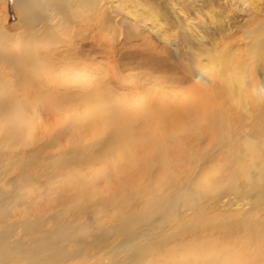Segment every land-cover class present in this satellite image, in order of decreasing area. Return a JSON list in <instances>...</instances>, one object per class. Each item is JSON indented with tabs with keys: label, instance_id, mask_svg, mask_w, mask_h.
Returning <instances> with one entry per match:
<instances>
[{
	"label": "bare ground",
	"instance_id": "1",
	"mask_svg": "<svg viewBox=\"0 0 264 264\" xmlns=\"http://www.w3.org/2000/svg\"><path fill=\"white\" fill-rule=\"evenodd\" d=\"M79 8L85 15L95 16L91 21L95 27L102 26L110 34L119 32L117 36L127 42L139 35L133 20L144 26L147 21L151 22L148 14L130 8L125 11V17L117 19L105 0H14L18 19L10 26L15 31L19 27L22 30L18 39L11 38L12 43L7 42L10 38L7 36L0 41V130H3L0 131V264H85L84 257L98 251L103 252L102 259L108 264H169L172 256L175 264H264V208L258 217L248 211L230 221L226 216L203 219L206 209L203 199L211 193L240 196L237 206L254 199L264 205V190H257L253 196L246 195L254 189L253 183L264 189V95L258 92L264 93V90L250 81L254 67L257 71L264 70V17L255 18L263 11L252 8L250 19L258 21L242 37L246 40L244 51L248 63L252 62L247 67L251 75H243V70L237 72L235 67L228 69L222 57L207 49L206 56L211 55L212 60L200 59V54L196 56L200 64L181 92L158 86L144 88L141 78L136 76L138 81L130 82L136 89L131 100L136 97L133 104L140 103L141 114L133 128L137 129L139 123L143 133L135 136L110 121L113 103L103 96L113 94L106 87L104 77L129 82L133 78L130 67H113L110 75H102L100 60L93 57L88 64H83L79 56L69 52L68 36L60 37L57 33L61 29L75 41L87 39L82 32L84 27L69 32L82 26ZM98 17L103 20L98 22ZM66 25L70 29L60 27ZM110 62L114 61L107 59L106 65ZM245 86L250 88L248 95L243 92ZM63 96L64 101L57 100ZM95 96L99 97L96 102ZM81 98L87 99L85 103L75 102ZM38 99L42 103L31 113L25 104L32 105ZM51 103L58 104L54 106L56 109L48 107ZM241 113L247 116L245 120ZM80 127L87 138L74 137L73 131ZM218 131L211 142L209 137ZM33 133L36 136L28 142L27 135ZM103 133L108 136L101 140ZM63 134L68 140L60 139ZM186 135L188 138L181 141ZM35 139H39L37 143ZM32 142L36 147L30 150ZM210 143L220 147L226 143V149L233 153L231 162L236 164L237 172L229 168V161L224 164L226 175L210 171L211 164L191 171L185 168L172 171L175 164L183 165L178 156L167 157L170 146L192 145L194 151H199L203 144ZM54 144L60 145L56 154L49 152L40 156ZM138 146L143 147V159L128 169L134 172L141 167L146 175L138 182L141 187L126 186L125 189L127 184L120 176L121 163L131 164L128 154ZM8 150L12 155L7 154ZM185 150L189 158L195 156ZM103 159L114 162L115 177L119 175L118 179H111L116 188L110 194L92 188L93 181L88 175L91 171L98 172V167L104 165ZM52 166L56 171H49ZM204 169L216 176L214 181L205 178ZM184 174L190 176L186 181ZM238 174L244 182L238 180ZM74 179L86 184L76 190ZM191 185L210 189L201 198L204 191L193 192ZM38 200L51 202L48 208L54 213L48 209L50 214H44L46 208L42 203H38L41 209L33 211L32 203ZM202 228L212 230L211 233L218 230L224 237L233 234L239 240L242 247L236 253L235 250H231L232 256L223 253L233 261L218 256L219 247L213 244L212 237H197ZM187 233L196 234L197 238L184 237ZM86 248H94L95 252ZM119 253H122L120 258ZM235 254L242 256L237 258Z\"/></svg>",
	"mask_w": 264,
	"mask_h": 264
},
{
	"label": "rangeland",
	"instance_id": "2",
	"mask_svg": "<svg viewBox=\"0 0 264 264\" xmlns=\"http://www.w3.org/2000/svg\"><path fill=\"white\" fill-rule=\"evenodd\" d=\"M105 1L108 2L109 6L111 7L113 15L117 19H120L121 17H125L126 16L125 11H127V9L130 8L135 11L145 12L146 14H148V16H150L149 19L151 20V22L147 21L146 26H144L138 20H133V24L136 26V30L137 33H139V35L136 38H133L130 42H127L126 39L123 38L122 36L119 37L117 36L119 32L116 34L113 33L110 34L108 33L109 31L107 29H102V26L95 27L93 24H91L92 23L91 21L94 20L93 17L95 16L93 15L90 17L89 15H85V13L80 11L79 8L78 12L80 13V18L83 21V22L80 21V24H82V26L81 28L78 26L70 30L69 32L73 33L84 27L83 30L84 29L85 30L84 31L82 30V32L88 36L87 39L85 41L79 42L81 41V38H79L80 40L75 41V39L70 38L71 35H68L67 33H63L61 29H58L57 33L59 34L60 37H64L63 34H66L65 36H68L69 40H71V45H70L71 49L69 52L74 54L73 55L74 57L79 56L82 59L83 64H88L87 61L90 60L89 58H93V57L97 58V60H100L99 68L101 67V71L103 72L102 75H106L107 73H109L110 75V70H112L113 67L114 68L119 66H121L122 68L130 67L129 72L133 76V78L129 82L126 80L114 81L115 79L112 80L111 78H109L108 75L107 77H104L105 83L107 84L106 87H108L109 88L108 90H110L113 93L112 95L108 94L107 96L103 94L105 98L106 97L108 98L111 104L113 103L111 110L112 113H110V118H111L110 121L122 125L123 131H125V133L127 132V134H133V135L135 133V136H141V134L143 133L141 130V125L139 123L135 127L137 129L133 128L134 127L133 123H137L136 122L138 121L137 119L140 118L139 114H141V112L138 109L140 103L139 104L134 103L135 106L133 104L136 97H134V99L131 100V97H133V95H135L136 92V89H133L132 85H130L131 84L130 82L133 80L134 81L136 80L137 82L138 78H141L144 88L148 86L152 88L158 86L157 88L160 89H170V90L174 89L176 91L178 89V92H181L179 90L182 88V86H186L189 77L193 76L192 74L196 72L200 64L198 61L199 58L196 56L200 54L201 55L200 59L203 60L206 59V61L212 60L211 55L206 56L207 49H211V51H215L218 56L222 57V59L226 61V65H228L229 67L228 69H230L231 67H235L237 69V72L243 70L242 73L243 75H247V76L251 75L249 74V69L247 67L252 62L248 63V58L246 57V53L244 51V45L246 43V40H243L242 37L244 31H246L248 27L253 26L258 20H260V18L264 17V0H105ZM252 8L255 9L260 8L261 12L263 11L262 15L255 16V18L258 20H256L255 18L254 20L250 19V16L252 14L251 12ZM88 17L90 18V20ZM17 19H18L17 14L14 9V0H0V41L6 40L5 36L10 37L9 40L7 41L10 43H12L11 42L12 37H13L12 39L14 38L18 39L19 31H21L22 28L19 27V29L15 31L10 26V24L15 22ZM71 20L76 21L73 19V17L71 18ZM102 20L103 19L98 17V22ZM60 27H66L67 29H70V25L60 26ZM90 44L91 45L93 44L92 45L93 47ZM98 44L99 46L96 47L95 45ZM70 47L68 46V48ZM107 59L109 60L112 59V61L114 62H110L109 65L108 64L106 65ZM244 64H246L247 66L245 67ZM250 81L252 82L255 81L256 84L260 85L264 90V70L257 71L254 67V69L252 70ZM243 89H244L243 92L245 91L246 95L251 93L249 86H245V88L243 87ZM60 90H61L60 92L62 93L63 92L62 89ZM258 92L260 95H264V93H262L261 91ZM96 98L99 97L98 96L94 97L95 102L96 100H98ZM61 99L62 101H64L65 100L64 96L63 98L57 100L60 101ZM126 99L129 100L130 102L126 101ZM254 99H256V97ZM86 100L87 99L85 98H81V100H75V102L79 104H83L85 103ZM139 101L141 102V100ZM41 103L42 102L38 99L32 105L25 104V106L32 111L31 113H33L35 109H38V107H40ZM143 104L144 101L142 105ZM55 105L58 104L51 103L48 104V107L53 109ZM250 106H252V103ZM217 108L219 109L220 106ZM134 117L135 119H133ZM243 118L245 120L247 116L244 117L243 114ZM234 120L235 122L238 121L237 118H235ZM139 121L142 122V120ZM237 124L239 123L237 122ZM239 126L241 125L239 124ZM80 129L81 132H79ZM80 129L79 130L76 129V131L75 130L73 131L74 137L76 138L79 136V137L87 138V136L82 133L84 132L83 127H80ZM228 130L229 129H227V131ZM0 131L3 132V130ZM77 132H79L80 135H78ZM218 133L219 131L217 133L214 132L211 136L209 135L210 136L209 139H211V142L214 139H216L217 137L216 134ZM37 134L39 135V133ZM35 136H36L35 133L27 135V141L30 142V140ZM49 136L50 135H48V137ZM91 136L92 135L90 136L88 135L89 138ZM107 136L108 133H103L100 136V139L104 140ZM59 137L63 141L68 140V138L64 134L60 135ZM187 138L188 135L184 136L180 140L185 141ZM38 140L39 139L36 140V143L38 142ZM31 145L32 147L29 148L30 150L36 147V144H34L33 142L31 143ZM59 147L60 145L57 144L49 146L48 148L51 149L50 150L45 149L44 151L41 152L40 156L43 157L44 155H47L49 152L51 153L54 152V154H56L57 149ZM226 147H227L226 143H223L221 147L214 143H210V144H203L200 147L199 151H194L195 149L192 145L184 146V147L183 145H179L176 147L170 146V148H168L170 152L168 151L167 157L169 158L172 157L173 159H175L178 156L179 157V158L177 157L178 161H180V163L183 165L182 167H180L179 163L175 164L172 171H178L180 168H185L191 171L194 167L199 166L200 169L201 167L203 168L204 165L208 167L211 164L208 167L209 170L211 169L214 170V172L216 173L218 172L222 175H226L225 165L227 161H229V163L231 162L232 155L230 154H233L232 152L229 153ZM185 148L188 151H190L191 154L194 153L195 156L189 158ZM143 151L144 150L142 146L135 147L132 153L128 154L131 156V164L127 165L124 162L121 163L122 165L121 172L123 173L120 174V176H122L121 178L125 181L124 183L127 184V185L123 184L125 186V189H127V187L130 186L133 187L136 186L137 188L141 187L140 184H138V182L142 181V179H144L146 175L144 168L140 167V169H137L134 172L132 171L130 172L128 167L139 163L143 159ZM10 152L11 151L8 150L7 154L9 153L8 155H10ZM216 154L218 155L216 156ZM262 155H264V152H262ZM214 156H216L215 161L213 158ZM154 158L157 157L155 156ZM194 158H196L195 162H193ZM147 159L149 158L147 157ZM177 159L175 160V162L177 161ZM23 160H25V158ZM102 162L104 163L105 166L104 165L99 166L98 167L99 170L96 174H93L91 171V173L88 175H89V179H91L93 182H96L98 184L101 182L99 185H95L92 182L91 183L93 185L92 188L94 189L99 188L100 191L101 190L103 192L107 191L108 194H110L113 191L112 189L116 188L112 186L113 183L111 179H118L119 175L115 177L114 162H109L106 161L105 159H103ZM217 162H219L220 165ZM243 163H246V160H244ZM115 168H117V165H115ZM229 168L233 169L232 171L237 172V167L234 162L230 163ZM107 169H109L108 175L105 177L104 173ZM49 171L53 172L56 171V169H54V167L52 166L50 167ZM86 171L90 172L89 169H87ZM204 171L206 175L205 178H207L208 181L215 180L216 176H214L209 171L206 172V169H204ZM182 177L184 181L190 178V176H188L187 174H184ZM237 178L241 183L244 182L241 174H238ZM85 184L86 183L81 179L80 181L78 179H74L73 188L77 190L80 189ZM257 186L258 183L256 184L253 183V186L251 188L254 189L248 191L246 195L248 197L253 196L254 192L256 194L258 191L264 190L261 187L262 185L258 186L259 188ZM190 188H191L190 190L193 192H196L198 189H202L205 194L201 198L206 197L207 191L210 189L205 186L195 188L194 185H191ZM80 191L82 192L83 189H81ZM37 192L41 193L40 190H37ZM59 194L60 195L63 194V191L59 192ZM69 194L70 193L68 192L65 196H68ZM208 196H209L208 198L206 197L203 199L204 200L203 203L206 205V209L202 208L205 210V213L203 214V219L206 220H213V218L215 217L226 216L225 219L230 221V219L237 218L239 217L240 214H243L248 211H251L252 215L258 217L259 216L258 213H260V210L264 208V205L262 206L261 204L259 205V202L256 199L252 201L245 200L244 202L241 203L240 206L239 205L237 206L236 201L237 199H239L240 196L236 197L234 195H230L227 193H225L224 195L223 194L214 195L213 193H211ZM48 197H50L49 194ZM45 199H49V198H45ZM103 199L106 200V197L103 196ZM38 203L40 205L42 203L43 207L47 209L44 210V214L45 213L47 214V212L49 213L50 211H51L50 213H54L52 212L54 210H50V208H48L51 202L48 203L39 200L34 201L32 203L33 211H38L39 209H41ZM256 204H258L259 206H253ZM66 207L68 208L67 205ZM90 210L92 211L93 208H89V211ZM183 213L185 214L186 212ZM207 230L208 229L202 228L198 232L197 237L201 239L212 237L211 240L213 241V244H216L219 247L218 250H216L219 251L218 256L220 258L224 257L225 260L228 259L230 261L231 260L233 261V258L230 257V255L229 256L227 255L228 256L227 257L223 253L231 254V250H235L236 253V251H238L242 247V244L239 242V240L233 234H229L227 237H224L222 235V232L218 230H214L213 233H211L212 230H208V231ZM190 236L191 233L189 234L187 233V235H185L184 237L190 238ZM191 237L193 238L196 237V234L192 235ZM116 241H118V239H116ZM253 248L254 247H251L250 250L251 251L254 250ZM86 249L88 251L90 250L89 252L92 253L95 252L94 248H86ZM101 252L102 251H98L97 253L92 254L91 256L84 257L87 259L85 264L88 263L108 264L107 260L104 259L103 261L102 258L105 255H103V252L102 253ZM241 254H239L238 257L236 256V254L235 256L237 258H240L242 256ZM121 255L122 253L117 254L119 258ZM172 257L169 259L170 261L169 264L176 263ZM236 257L234 259H237ZM251 257L253 258V256ZM77 260L78 259H76V261ZM241 260H245V259H241ZM183 262L185 263V261ZM139 264H143V263L140 262ZM177 264H183V263L177 262Z\"/></svg>",
	"mask_w": 264,
	"mask_h": 264
}]
</instances>
